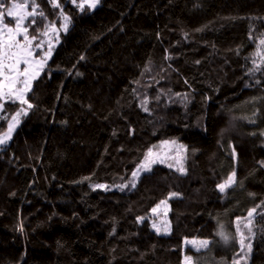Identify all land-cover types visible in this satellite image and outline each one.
I'll return each mask as SVG.
<instances>
[{"label":"trees","instance_id":"trees-1","mask_svg":"<svg viewBox=\"0 0 264 264\" xmlns=\"http://www.w3.org/2000/svg\"><path fill=\"white\" fill-rule=\"evenodd\" d=\"M15 1L43 13L24 22L36 41L70 22L32 107L3 102L0 133L27 114L0 147V264H184L199 252L184 240L218 229L227 264H264V0H0ZM164 140L185 172L155 163L121 190ZM161 201L167 233L152 227Z\"/></svg>","mask_w":264,"mask_h":264},{"label":"snow or ice","instance_id":"snow-or-ice-1","mask_svg":"<svg viewBox=\"0 0 264 264\" xmlns=\"http://www.w3.org/2000/svg\"><path fill=\"white\" fill-rule=\"evenodd\" d=\"M55 7H59L57 0H51ZM75 4L76 0H72ZM85 3L91 7L95 8L96 5L99 3V0H81L77 6L83 10ZM29 5L26 3L24 5L12 3L10 7L6 8L4 2H0V101H19L21 104H27L28 108H31L32 105L27 102L25 96L28 91H30L32 86V81L37 78L39 72L43 70L45 64L47 63V59L51 57V46L47 52L44 53V57L40 60H36L33 57L32 48L41 47V44H32V40H35L36 37L29 38L28 35V27L24 26V22L28 20L30 17L31 23H35V16L39 14L43 16L42 12L37 13L38 5L32 3L31 11H23V9L27 8ZM6 8V11H5ZM5 15L7 17L13 18L15 21V28H9L8 24L4 22ZM64 24L61 26L66 31L68 27V23L70 22V18L67 15H64ZM52 30L55 31V27H52ZM45 36L48 35V32L45 31L43 33ZM7 36V39H4V36ZM22 35L23 40L25 43H21L20 40L17 39V36ZM261 44H264V40H261ZM21 64L24 65L23 69H21ZM18 84H22L23 87H17ZM4 108V103L0 102V109ZM147 110V109H145ZM26 115V110L18 111L15 115L11 117V121L8 123L7 132L3 135H0V145H4L11 139V134L15 129L16 125L19 123V117L21 115ZM164 144L169 142L165 141ZM174 143V142H172ZM155 147V146H154ZM183 147V146H181ZM155 163H164V160L159 157L158 154L153 153L152 149L148 150L146 153L144 161L137 166V169L132 172V180L131 186L134 188L136 186V181L139 179L141 173L148 172L151 170L152 165ZM264 163V162H262ZM169 167H173V165L169 164ZM177 171L181 172L182 174L185 172L182 164L180 167L177 168ZM235 172L228 177V179L218 185V188L221 192H224L227 188L231 187L235 183ZM96 188H104L107 189L108 186L106 185H96ZM123 190L124 187L127 185H120L118 186ZM171 196H176L178 194L171 193ZM166 201H161V204H165ZM160 205H157L156 208L152 209L153 213L157 212V209ZM259 207V206H257ZM257 212L256 208H253L249 211L247 219V224L245 227H248L249 232H251L250 225L252 223V217ZM143 220V217L138 218ZM240 218H238L239 220ZM152 227L159 233L162 230L167 233L170 231V226L165 225L163 229H161L156 223H153ZM239 231V225H238ZM222 239L227 242L229 237L226 236L223 232L219 233ZM186 243L191 244L193 247L197 248H207L209 241L207 240H192L186 241ZM240 247L241 249H248L251 251V244L245 245V237L243 233H240ZM247 255V253H245ZM243 259V257H242ZM186 264H192V257H185ZM235 264H240L239 260L235 262Z\"/></svg>","mask_w":264,"mask_h":264},{"label":"rangeland","instance_id":"rangeland-1","mask_svg":"<svg viewBox=\"0 0 264 264\" xmlns=\"http://www.w3.org/2000/svg\"><path fill=\"white\" fill-rule=\"evenodd\" d=\"M57 2H58V0H57ZM79 2L81 3V0H79ZM12 3L24 5L27 2L26 1H24V2L15 1V2H12ZM11 4H10V6H11ZM85 5H87V4L85 3ZM5 11H6V8H5ZM23 11L27 12V11H30V10L27 7L25 9H23ZM63 17H64V15L61 16L62 25L64 24ZM8 19H11V21H8ZM4 22L8 24V27L9 28H15V21H14L13 18L7 17L5 15ZM68 25H69V23H68ZM61 26H59V27L54 26L55 27V31L52 30L53 25L52 26H49L45 30V31L48 32V35L47 36H45L43 34L45 32L44 31L38 41L32 40V44L33 45H36L38 43L41 44V47H39V48H36V47H33L32 48V52H33L34 59H36V60L42 59L44 57V53L48 51L49 46H51V54L53 53L56 45L59 42L60 32L65 31L63 29V27H61ZM4 39H7V36L6 35L4 36ZM17 39L20 40L21 43H25V41L23 40L22 35L17 36ZM260 48L263 49L264 48V44H261L260 43ZM37 52H39V54H37ZM263 56H264V49H263ZM23 67H24V65L21 64V69H23ZM17 87H23V85L22 84H18ZM25 98H26V96H25ZM1 102H4V101H1ZM7 102H16V101H7ZM17 102H19V101H17ZM22 109L25 110L22 107L21 109L17 110L13 115H15L18 111H21ZM1 110L2 109H0V113H1ZM11 117L8 119V123L11 121ZM19 119H20V117H19ZM8 123H7V127L5 128V130L2 131V133H0V135H3L5 132H7ZM17 126H18V124L16 125V127ZM16 127H15V129H16ZM15 129L13 130V132L11 134V137H12ZM263 136H264V132H263ZM166 141L169 142V143L164 144L163 142H165V140L164 141H161L160 143L157 144V146H155L154 148H152V151H153V153L158 154L159 157L164 160V163L165 164H168V165L171 164L174 167H179L181 165V156H180V150H179L178 142H176L174 140H166ZM172 142H174V143H172ZM1 146L2 145H0V147ZM143 161H144V159H143ZM140 164H138V165H140ZM136 169H137V167H136ZM131 180H132V178L130 180H128V181H125L122 185H127ZM166 203L165 204H161V202H160L158 204V205H160V207L157 209V212L156 213H153V217L151 218L152 222L153 223H156L161 229H162V225H163V228L165 227L166 224L169 225L168 220L167 221L166 220L164 221V219H166L165 218V213H166V208H167V204ZM156 207H157V205L154 208H156ZM247 217H248V215H247ZM162 220L164 222H166V223L165 224H162V222H163ZM246 222H247V219L244 221V223H246ZM221 232H223L225 235H229L226 230H221L220 231V229H218L217 230V234H216V239L214 241H210V240H207V239H199V238H188V239H185L184 240L185 245L188 244V243H186V241H192V240H207V241H209V244H208V247L207 248H204V249L203 248H200L198 250L197 248L194 247L195 250L196 251H199V252L196 253V254H194L193 256H188L187 255V257H192V260L195 261V264H225V263L227 264L229 256L230 257L233 256L232 254L234 253L233 252L234 249H232V244L233 243H232V239H228V241L225 242L222 239V237L219 235V233H221ZM216 245L223 247V249H221L220 252L223 253V256L222 257H223L224 261L217 260L215 258V256H214V254H213V251H211V249L213 250L214 249V246H216ZM185 257H184V264H186ZM225 258H226V260H225ZM230 262L233 263L232 260H230ZM193 263L194 262H192V264Z\"/></svg>","mask_w":264,"mask_h":264}]
</instances>
